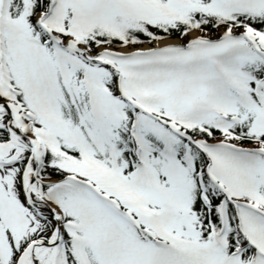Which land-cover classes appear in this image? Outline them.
I'll list each match as a JSON object with an SVG mask.
<instances>
[{
  "label": "snow or ice",
  "instance_id": "obj_1",
  "mask_svg": "<svg viewBox=\"0 0 264 264\" xmlns=\"http://www.w3.org/2000/svg\"><path fill=\"white\" fill-rule=\"evenodd\" d=\"M0 264H264V0H0Z\"/></svg>",
  "mask_w": 264,
  "mask_h": 264
}]
</instances>
